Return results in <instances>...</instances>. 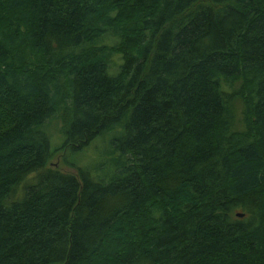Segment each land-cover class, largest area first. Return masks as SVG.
<instances>
[{
	"label": "trees",
	"instance_id": "1",
	"mask_svg": "<svg viewBox=\"0 0 264 264\" xmlns=\"http://www.w3.org/2000/svg\"><path fill=\"white\" fill-rule=\"evenodd\" d=\"M100 256L264 264V0H0V264Z\"/></svg>",
	"mask_w": 264,
	"mask_h": 264
},
{
	"label": "rangeland",
	"instance_id": "2",
	"mask_svg": "<svg viewBox=\"0 0 264 264\" xmlns=\"http://www.w3.org/2000/svg\"><path fill=\"white\" fill-rule=\"evenodd\" d=\"M120 6H121L122 14L120 15L121 17H119V18L124 19V17L126 18V16L128 15V8L125 7L123 5V3H120ZM59 126H60L59 123H57L56 125H54V128H53L56 140L55 139L52 140V142H53L52 144L55 147L58 146L59 144H61L62 141H63L62 139L61 140H57L59 138ZM106 140H107V138H105L104 140H98L97 142H95L88 150L89 156H94L95 157L96 155H99L100 153H102L105 150V148H106V144H107ZM61 157H62V155L59 154V156L58 157L57 156L54 157L51 160L50 163L52 165H56L57 167L61 168L65 172H73L70 168L64 166L61 163ZM108 259H109V257L108 258H104L101 261V256H100L99 258L96 259V261H98V263L101 262L100 264H105V263H107Z\"/></svg>",
	"mask_w": 264,
	"mask_h": 264
},
{
	"label": "water",
	"instance_id": "3",
	"mask_svg": "<svg viewBox=\"0 0 264 264\" xmlns=\"http://www.w3.org/2000/svg\"><path fill=\"white\" fill-rule=\"evenodd\" d=\"M237 217H239V218H242L244 215L243 214H240V213H236L235 214Z\"/></svg>",
	"mask_w": 264,
	"mask_h": 264
}]
</instances>
